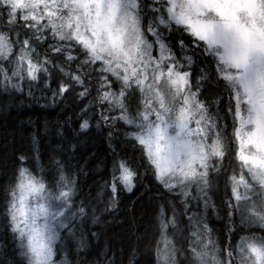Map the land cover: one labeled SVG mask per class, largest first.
Segmentation results:
<instances>
[{
  "label": "snow or ice",
  "instance_id": "6c2138e0",
  "mask_svg": "<svg viewBox=\"0 0 264 264\" xmlns=\"http://www.w3.org/2000/svg\"><path fill=\"white\" fill-rule=\"evenodd\" d=\"M17 93L82 106L76 143L44 165L34 136L0 185V264H139L148 229L134 216L126 241L92 229L144 163L163 201L147 264H264V0H0V94ZM93 129L111 152L94 194L72 163ZM221 177L231 195L217 204Z\"/></svg>",
  "mask_w": 264,
  "mask_h": 264
},
{
  "label": "trees",
  "instance_id": "16d2710c",
  "mask_svg": "<svg viewBox=\"0 0 264 264\" xmlns=\"http://www.w3.org/2000/svg\"><path fill=\"white\" fill-rule=\"evenodd\" d=\"M56 80L57 75L54 74L51 83L53 89L57 86ZM50 95L51 93H48L49 97ZM84 102L86 103L87 100ZM80 106L82 105L73 97H68L63 102L53 103L49 99H34L20 93L15 94L14 101H8L6 96L0 94V185L13 178L15 170L20 166L18 156L26 155L31 158L34 136L44 165L48 164L54 150L76 143ZM106 137V131L93 129L90 136L79 140L80 150L72 163L73 166L76 164L83 166L87 174L80 177L81 186L85 192L92 190L94 194L99 184L111 178V152ZM116 150L118 152L123 150L122 155L127 156L134 167L142 163L139 148H134L131 143L125 141L123 136L119 138ZM24 166L33 167L30 161L24 162ZM138 171L139 175L134 181L136 187L133 191L131 193L122 191L119 195L118 206L113 213L116 223H112L113 216H105L98 225L93 226L92 230L107 232L126 241L127 224L134 216L135 223L144 226L140 229L141 233L144 232L145 227L148 229V235L139 244L141 254L139 264H147L152 256L150 250V242L153 239L152 221L158 212L159 204L163 203V201L154 200L153 197L162 189L154 180L152 171L146 163ZM230 195V189L227 190L226 195L224 178L221 177L220 187L214 196L216 203L220 204ZM166 199L175 198L167 196ZM210 221V226L215 229L218 237L222 241L226 240L227 217L221 214ZM235 222L237 228L232 237L233 243L236 237L246 232V230L241 231L238 218ZM0 232H3L2 225H0Z\"/></svg>",
  "mask_w": 264,
  "mask_h": 264
},
{
  "label": "flooded vegetation",
  "instance_id": "af4514ba",
  "mask_svg": "<svg viewBox=\"0 0 264 264\" xmlns=\"http://www.w3.org/2000/svg\"><path fill=\"white\" fill-rule=\"evenodd\" d=\"M216 218H217L216 215H213V216L211 215V219H214V220H215ZM211 219H210V220H211ZM210 223H211V221H210ZM238 237H239V236H238ZM238 237H236V240L238 239Z\"/></svg>",
  "mask_w": 264,
  "mask_h": 264
}]
</instances>
